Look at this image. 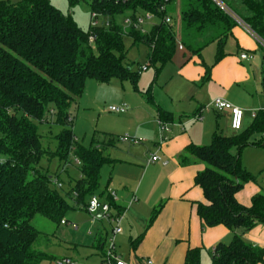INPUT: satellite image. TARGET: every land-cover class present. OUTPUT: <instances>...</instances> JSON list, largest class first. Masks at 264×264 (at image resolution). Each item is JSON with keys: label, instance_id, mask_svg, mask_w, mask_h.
I'll list each match as a JSON object with an SVG mask.
<instances>
[{"label": "trees", "instance_id": "obj_1", "mask_svg": "<svg viewBox=\"0 0 264 264\" xmlns=\"http://www.w3.org/2000/svg\"><path fill=\"white\" fill-rule=\"evenodd\" d=\"M90 7L98 17L108 18V25L86 32L50 0H0V264H39L48 259L52 239L30 221L41 214L60 224L74 207L68 197L86 208L91 196H105L117 215L123 214L110 193L99 192L101 169L113 162L104 149L114 146L120 136L104 133L101 142L79 143L69 108L83 94L87 79L116 78L137 86L141 74L126 61L125 37L148 47V62L157 71L173 61L179 45L201 58L205 48L216 44L215 59L221 61L238 25L236 18L264 40V0H91ZM147 14L157 19L151 29L135 27L137 18ZM175 16L180 18L178 31L173 26ZM126 18L131 19L130 26H125ZM210 70L206 66V78ZM147 94L154 103L150 87ZM158 111L160 123L174 121L171 112L160 107ZM51 116L62 127L53 136L54 151L43 145L38 130V122L53 123ZM257 134L259 142L252 141ZM262 141L264 147V109L246 130L231 136L215 132L208 145L191 143L179 155L184 165H205L195 176L206 200L197 203L204 227L224 225L234 233L230 242L213 248L212 264H264V247L242 237L258 223L264 224V189L252 196L249 206L236 198L256 180L242 163L243 148ZM46 156L79 161L80 176L65 195L40 167ZM184 264H201V249L190 248Z\"/></svg>", "mask_w": 264, "mask_h": 264}, {"label": "crops", "instance_id": "obj_2", "mask_svg": "<svg viewBox=\"0 0 264 264\" xmlns=\"http://www.w3.org/2000/svg\"><path fill=\"white\" fill-rule=\"evenodd\" d=\"M233 35L238 39L239 56L242 52L252 55L250 60L242 61L240 57L238 58L242 66L236 63V66L245 71V74L237 79L244 81L245 86L243 89L241 87V90L245 94L252 95V103L245 105L242 99L230 92L231 87L223 88L216 98H223L233 106L241 108L244 117L243 108H247L250 119L245 120V128L242 130L244 131L252 124L256 113L264 109V51L243 24L238 23L233 29L231 36ZM185 51L183 46L178 47L173 60L176 55ZM259 51L262 57L261 63L257 57ZM177 60L181 63L180 56ZM221 66L222 63L210 70L208 79L212 84L218 80L217 71ZM204 67L205 71L201 70L198 64H184L179 69L178 75L184 81L193 83L203 72H206V66ZM235 81L239 80L227 83V87L235 86L237 83ZM222 85H226V82ZM194 98V106L191 108L192 117L189 116L191 112L188 113L191 106L174 109L176 111L174 112L172 108L155 104L158 124V107L168 112L173 111L171 113L174 115V121L167 123L170 131L165 133L168 138L166 141L160 142L158 136L154 142L147 141L138 148L135 145L139 144L137 140L132 141L134 144H126L124 143L126 141L121 139L123 143L120 146L123 149L120 153L114 154L113 162L109 164L112 171L102 189L107 194L114 193L117 206L123 210L120 221L122 232L114 235L115 223L103 217H94L86 208H81L86 213L81 221L74 222L66 217L63 220L65 223L58 224L53 234L46 233L52 239L51 246L46 251L49 258L39 264H58L62 259H70L74 264H103L111 236L115 238L117 254L127 264H146L148 260H151L152 264H184L190 248H200L201 253L203 251L211 255L213 248L219 242L228 243L232 240L234 235L232 230L224 225L204 227L197 213V203H205L206 200L202 189L195 184V176L205 168V165L200 162L184 165L179 158L191 143L199 145L203 141L205 143L207 139L211 141L212 135L220 132L215 129L210 119L213 117L212 111L218 117H221L225 111H215L211 106L212 100L206 105L200 97L194 96ZM226 111L231 121V112ZM195 117L204 118L198 121ZM117 142L104 150L117 147ZM153 156H158L159 160L152 162ZM108 157L110 158V155ZM259 190V186L247 183L237 193L236 198L241 204L249 206L252 196ZM101 198L105 199V196ZM157 208L159 210L153 218V212ZM117 213V210H113L114 215ZM242 237L250 244L264 247V224L258 223Z\"/></svg>", "mask_w": 264, "mask_h": 264}, {"label": "rangeland", "instance_id": "obj_3", "mask_svg": "<svg viewBox=\"0 0 264 264\" xmlns=\"http://www.w3.org/2000/svg\"><path fill=\"white\" fill-rule=\"evenodd\" d=\"M11 1L17 2L18 0ZM50 1L64 14L70 15L78 26L86 32L97 26L105 25V23L109 21L108 18L100 16L98 18V25L94 26L92 24L91 0H82L74 4H70L69 0ZM117 21L122 22L123 17H118ZM156 21L157 19L154 18L147 22L144 25V30L149 31ZM173 26L177 31L179 30L180 18L178 16H175ZM237 42L238 39L234 35L229 37L224 48L226 57L220 62H216L215 59L217 46L216 44H211L204 49L201 58L193 56L188 51L180 52L182 54L176 55L173 62L157 71L156 68L151 66L148 62V47L144 44L134 45L132 38L125 37L124 46L126 50V61L131 65L133 71H137V68L142 65L148 64L149 67L140 75L137 86L130 80H120L116 78L109 82H98L94 79H87L83 94L76 97L69 108V113L73 118V131L77 141L85 146H90L93 142H101L104 133H114L120 136L117 147L104 150V153L108 156L110 155L112 159L114 154L120 153L123 149V147H121V143H123L121 139H124V141H126L124 143L126 144H131L132 141L137 140L139 144L135 145L139 148L141 145H145L147 141L154 142L155 139L160 136V125L158 124L155 104L161 105L162 107L164 105L173 110H177V108L181 109V107L185 108V106L188 105V107L191 106V109L192 106H194V96L200 97L204 101L203 104L207 105L208 102L216 98V95H218L223 88L231 87L230 92H232L234 96L242 99L245 105H250L253 97L250 94H245L243 90H241V87L243 89L245 83L237 79L245 74L242 68L236 66V63L242 66L238 61L240 50L237 47ZM260 53L259 51L257 57L258 61L261 63L262 57ZM179 56L181 63H178L177 60ZM225 59L227 62H225ZM202 62L204 65H202ZM220 63H222V66L219 68V71H217L218 80L214 82V84L209 81L210 79L206 78V72H203L199 79L193 83L184 81L178 75L179 69L184 64H198L203 71H205L204 66H208L212 71V69ZM252 78L251 76V80L253 81L254 79ZM219 80L221 82H219ZM234 80L239 81H235L237 82L235 86L232 87L230 85L227 87V83L229 84ZM223 82H226V85L223 86ZM149 87L151 88L154 103L148 98L147 90ZM111 106H123L126 110L124 113H116L110 110ZM243 109L245 110V117L241 131L245 128V120L250 119L247 108L245 107ZM175 110L174 112H176ZM192 111L193 109L188 111V113L191 112L189 113L190 117L193 116ZM225 112L227 111L225 110ZM225 112H223L221 117H218L215 112L212 111L213 117L210 120L214 123L215 129L224 132L226 136H231L238 131L231 128V121L228 119ZM51 118L53 120L51 124L38 122V130L42 135L43 145L54 151L56 142L53 136L59 133L62 127L60 124L54 122V116H51ZM195 118L201 121L204 117ZM260 139L261 135L257 134L251 140L259 142ZM209 143L210 141L207 139L205 143L203 141V143L199 145H208ZM262 143L263 141L255 145H248L244 147L242 151L243 165L256 176V180L249 182L248 185L259 186V192L264 189V147ZM233 152L236 153L237 150L233 149ZM40 167L52 177L53 182L57 180L62 183V187L57 188L63 195H65L72 180L80 176V167L74 158L65 162L59 161L56 157L49 158L46 156L41 160ZM110 171L112 170L109 164H105L101 169L102 188L108 180ZM67 200L71 206L74 207L67 212L66 217H69L74 222L81 221L86 213L81 210L79 204L75 203L74 198L68 197ZM30 222L38 230L48 234H53L58 227L56 222L41 214L34 215ZM61 227L65 228L66 226ZM201 264H211V255L209 253H204L202 251Z\"/></svg>", "mask_w": 264, "mask_h": 264}, {"label": "built area", "instance_id": "obj_4", "mask_svg": "<svg viewBox=\"0 0 264 264\" xmlns=\"http://www.w3.org/2000/svg\"><path fill=\"white\" fill-rule=\"evenodd\" d=\"M78 1H82V0H78ZM98 18H99L98 15L93 12L91 15V19H92V24L94 26L98 25V23H99ZM152 19H153L152 14L140 16L137 18V22L134 23V25H135V27L141 28L143 31H145L144 25L147 22L151 21ZM236 19H237V22L243 24V26L249 31V33L258 41V43L262 47V50L264 51V40H262L260 37H258L250 29V27L248 25H246L242 20H240L239 18H236ZM165 21L167 23H170L172 21V19L170 16H167L165 18ZM124 24H125V26H130L132 24L131 19L126 18L124 20ZM106 25H108V23H106ZM89 41L93 44L95 41V36L91 35ZM179 47L182 48V45H179ZM239 57L242 61L252 59V55H250L247 52H242ZM147 69H148L147 65L142 66L138 69V73L141 74L142 72L146 71ZM211 106L215 111H218V112H223L225 110H229L231 112V127H232V129L236 130V131L241 130V128L243 126V117H244V111L241 108L233 106L227 100L220 98V97L215 98L213 100ZM110 110L113 112H116V113H124L126 109L123 106H111ZM159 125H160L159 140H160V142H164L168 139L167 136H165V133L169 132L170 129H169L167 123H162V122L160 123L159 122ZM157 160H159L158 156H153L151 159L152 162H155ZM76 163H79V161L76 160ZM54 182L57 185V187H62V183H60L59 181L55 180ZM111 195L114 198V200H116L115 194L111 193ZM86 210L88 213H90L94 217H96V214L98 212H102L103 218L115 223L116 228L113 231L114 235L122 232V228L120 227V221L123 217V214L114 215L111 205L105 199H102L99 195H93L89 198L87 206H86ZM62 223H65V221H62ZM58 264H74V263L70 259H62V260H59ZM103 264H127L117 254L114 236H111L108 240L107 249H106V252H105L104 258H103ZM146 264H152V261L148 260L146 262Z\"/></svg>", "mask_w": 264, "mask_h": 264}, {"label": "water", "instance_id": "obj_5", "mask_svg": "<svg viewBox=\"0 0 264 264\" xmlns=\"http://www.w3.org/2000/svg\"><path fill=\"white\" fill-rule=\"evenodd\" d=\"M96 216H97V217H102V212H98V213L96 214Z\"/></svg>", "mask_w": 264, "mask_h": 264}]
</instances>
